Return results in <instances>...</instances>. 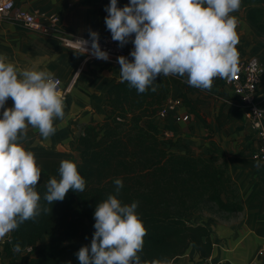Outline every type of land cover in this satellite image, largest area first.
<instances>
[{"label":"clouds","instance_id":"1","mask_svg":"<svg viewBox=\"0 0 264 264\" xmlns=\"http://www.w3.org/2000/svg\"><path fill=\"white\" fill-rule=\"evenodd\" d=\"M240 5L241 0H129L119 7L118 0H110L105 24L112 40L121 48L133 45L131 59L117 57L120 81L142 94L149 89L155 92L154 83L160 77H186L190 87L209 91L215 79L235 78L239 36L232 13ZM99 41L100 34L89 30L83 53H88L90 43L91 55L108 61L109 52L102 50ZM9 98L13 106L6 108ZM64 108L53 73L36 67L18 69L0 54V240L26 221L36 222L42 213L51 212L45 205L63 201L70 189L85 190L77 164L64 159L59 177L51 176L44 183L42 196L38 191L41 167L34 152L22 143L29 128L43 140L53 136L55 121L65 118ZM113 183L114 193L95 206V231L90 245L76 253L79 264H172L166 258L141 260L147 233L137 212L138 202L122 203L118 197L123 180L114 178ZM12 250L20 253L21 244H13Z\"/></svg>","mask_w":264,"mask_h":264},{"label":"trees","instance_id":"2","mask_svg":"<svg viewBox=\"0 0 264 264\" xmlns=\"http://www.w3.org/2000/svg\"><path fill=\"white\" fill-rule=\"evenodd\" d=\"M241 2L249 21L264 34V0ZM154 86L155 92L149 89L142 94L127 82L109 89L106 117L93 121L75 139L80 161L69 159L86 181L84 192L70 189L63 201L52 205H45L42 199L41 204L51 212L42 213L36 222L26 221L14 231L11 243L0 249V264H4V257L18 254L12 250L15 243L21 244L24 264H79L76 253L90 245L95 231V206L114 193V178L124 183L118 197L122 203L138 202L137 212L147 233L139 254L142 261L166 258L173 264L190 248H197L200 264H210L214 245L211 233L205 225L191 221L213 205L220 212L238 213V189L218 151H178L180 138H167L166 131L154 124L153 118L169 95L165 77L158 78ZM183 104H187L185 95ZM169 117L181 123L173 113ZM50 177L42 171L38 185L42 196ZM28 248L32 251L27 252ZM8 264L18 263L12 260Z\"/></svg>","mask_w":264,"mask_h":264},{"label":"crops","instance_id":"3","mask_svg":"<svg viewBox=\"0 0 264 264\" xmlns=\"http://www.w3.org/2000/svg\"><path fill=\"white\" fill-rule=\"evenodd\" d=\"M109 3L110 0H91L87 4L79 0H15L16 6L26 11L56 14L59 24L49 34L22 28L10 18L0 21V54H5L18 69L36 67L47 70L67 86L74 70L82 68L76 85L67 101H64V120L55 121L56 133L48 140H43L38 131L29 128L28 138L22 141L28 150L34 152L41 170L49 176L59 177L60 162L64 159L80 161L75 139L93 121L104 120L108 110V91L121 82L119 65L89 61L86 54L62 42V38L89 40V30L97 31L100 38L111 36L105 24V8ZM128 3L129 0H118L119 7ZM232 15L238 20L239 60L258 57L264 64V34H259L249 21L243 2ZM125 47L129 53L133 49L131 43ZM165 78L169 87L166 100L181 99L177 115H188L190 119L188 122L176 123L170 117L157 116L153 118L154 124L171 133L175 139L180 138L181 143L176 147L178 151H186L181 147L182 143L205 152L218 151L239 193L241 209L238 213L230 214L225 219H211L203 224L210 231L214 242L209 263L264 264V255H260L264 249V164L253 158L259 141L244 107L231 89L221 82H214L209 91L190 87L185 82L186 77ZM184 95L186 105L183 104ZM257 99L264 107V76ZM12 106L13 102L9 98L5 107ZM13 233L1 240V250L11 241ZM24 256L23 252L4 257V261H7L4 264L12 260L24 264ZM200 263L197 248H190L173 264Z\"/></svg>","mask_w":264,"mask_h":264},{"label":"built area","instance_id":"4","mask_svg":"<svg viewBox=\"0 0 264 264\" xmlns=\"http://www.w3.org/2000/svg\"><path fill=\"white\" fill-rule=\"evenodd\" d=\"M6 18L12 19L16 25L22 28L39 31L44 34L53 32L59 24V17L56 14H48L43 11L29 12L18 8L15 4V0H0V21ZM83 40L88 39L62 38V42L65 46L74 50H79L81 52H83ZM99 42L102 50L109 52L110 59L108 61H104L96 59L94 56H92L89 43L87 45L89 51L86 54L89 61L97 60L108 64L119 65L117 63L118 56H129L128 49L125 46L121 48L118 42L112 40L111 36L100 38ZM238 68L239 71L235 78L231 80L217 78L214 80V82H221L223 85L229 87L233 95L244 107L246 116L250 120L252 128L256 133V138L259 141V147L253 153V158L264 164V107L258 102L257 99L258 88L264 76V64L260 58L251 57L248 59L239 60ZM81 73L82 68L76 69L67 86L63 84L61 79L55 77L58 81V88L64 101H67V98L69 94H71V91L76 85ZM181 104V99H167L163 104L158 117L168 118L170 114L173 113L177 122H188L190 116L177 115V108ZM165 136L167 138H171L172 134L165 132ZM31 251V248L27 249V252ZM260 255H264V249L260 251Z\"/></svg>","mask_w":264,"mask_h":264},{"label":"rangeland","instance_id":"5","mask_svg":"<svg viewBox=\"0 0 264 264\" xmlns=\"http://www.w3.org/2000/svg\"><path fill=\"white\" fill-rule=\"evenodd\" d=\"M181 147H184L187 150H191V151H195L196 153H198L199 149H197V147H193L190 146V144H185L182 143ZM214 208H210V209H206L205 211H203V213H201L200 215L196 216L195 218L192 219L191 224H201L203 225L204 222L208 221V220H215V219H225L227 217L230 216L229 213L227 212H220L219 210H217V207L215 205H213ZM5 263H7V261H4Z\"/></svg>","mask_w":264,"mask_h":264}]
</instances>
